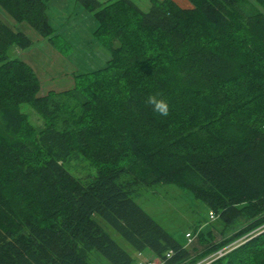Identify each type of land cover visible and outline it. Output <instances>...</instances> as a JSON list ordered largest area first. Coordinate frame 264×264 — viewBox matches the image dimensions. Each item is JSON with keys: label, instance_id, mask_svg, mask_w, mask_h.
Instances as JSON below:
<instances>
[{"label": "trees", "instance_id": "1", "mask_svg": "<svg viewBox=\"0 0 264 264\" xmlns=\"http://www.w3.org/2000/svg\"><path fill=\"white\" fill-rule=\"evenodd\" d=\"M47 1L0 0V9L52 45ZM186 1L192 8L150 0L142 11L132 0H75L110 57L44 95L13 53L33 41L0 19V264H90L91 251L134 264L100 221L160 264H197L240 239L208 264H264V0ZM149 96L167 102L168 116ZM73 153L94 177L64 168ZM162 185L190 192L222 242L194 256L146 214L134 188Z\"/></svg>", "mask_w": 264, "mask_h": 264}, {"label": "rangeland", "instance_id": "2", "mask_svg": "<svg viewBox=\"0 0 264 264\" xmlns=\"http://www.w3.org/2000/svg\"><path fill=\"white\" fill-rule=\"evenodd\" d=\"M98 1L106 2L108 0ZM132 1L142 11H147L150 6V0ZM187 3L189 6L184 8H192L188 1ZM46 13L49 24L54 30V36H56L52 45L47 40L37 36L25 24L16 25L0 9V19L3 23L13 30L24 31L27 29L26 35L33 41V46L30 49L24 51L14 50L13 53L36 73L41 84L42 95L49 91L61 92L72 89L75 75L94 72L103 68L110 57L108 51L94 38L98 23L93 14L77 4L75 0H48L46 2ZM21 111L27 115L33 126L41 127L42 120L30 106L27 104L22 105ZM63 166L72 176L80 180H87L95 175V169L90 166L87 159L78 153H73ZM134 189L139 192V195L135 197V202L181 245L187 243L184 237L185 233L194 234L197 224H201L203 230H206L209 228V224H212H205L202 221L206 220L205 208L193 198L190 192H183L175 187L163 185L151 188L136 186ZM100 223L105 233L133 258L134 264L144 262L145 259L150 257V253L145 252L143 257L140 258L138 253L114 230L104 222L100 221ZM216 224L214 222L209 228L212 233V239L209 243L201 244L196 236L190 245L186 244V247L190 249L194 256H199L208 251L211 245H219L222 242V238L217 232L220 226ZM231 236L232 232L227 234L228 238ZM241 240L237 242L239 243ZM237 242H230L231 244L219 251L227 252L234 248ZM88 261L90 264H110L95 251L90 252Z\"/></svg>", "mask_w": 264, "mask_h": 264}, {"label": "built area", "instance_id": "3", "mask_svg": "<svg viewBox=\"0 0 264 264\" xmlns=\"http://www.w3.org/2000/svg\"><path fill=\"white\" fill-rule=\"evenodd\" d=\"M216 218H217V216L214 213H212V212H209L208 213V220H209V222L215 221ZM196 236H197V234H195V233L194 234L193 233L192 234L191 233H186L185 234V239H186V242H187L186 244L190 245L194 241V239L196 238ZM224 254L225 253H224L223 250L222 251L215 252L214 254H212V255L208 256L207 258H205L204 260H202L199 264H202V263H205L206 264V263L210 262L211 260H213L214 257H221ZM140 264H160V263L158 261L149 260V261L141 262Z\"/></svg>", "mask_w": 264, "mask_h": 264}, {"label": "clouds", "instance_id": "4", "mask_svg": "<svg viewBox=\"0 0 264 264\" xmlns=\"http://www.w3.org/2000/svg\"><path fill=\"white\" fill-rule=\"evenodd\" d=\"M146 103L152 107V110L160 116H168L169 106L166 101L158 100L153 96H149L146 99Z\"/></svg>", "mask_w": 264, "mask_h": 264}, {"label": "crops", "instance_id": "5", "mask_svg": "<svg viewBox=\"0 0 264 264\" xmlns=\"http://www.w3.org/2000/svg\"><path fill=\"white\" fill-rule=\"evenodd\" d=\"M174 2H176L179 6H183V8L184 7H187V6H189V4L187 3V1L186 0H173ZM135 3V2H134ZM150 3V2H149ZM18 26H20V25H18ZM26 31H27V29L26 30H24V31H22L23 33H25L26 34ZM29 37V36H28ZM35 40V39H34ZM203 228L201 227L200 228V230H202ZM186 245V244H185ZM193 254V253H192ZM140 258H142L143 257V255H138ZM147 260H149L148 258L147 259H145L144 261H147ZM143 262V261H142Z\"/></svg>", "mask_w": 264, "mask_h": 264}, {"label": "bare ground", "instance_id": "6", "mask_svg": "<svg viewBox=\"0 0 264 264\" xmlns=\"http://www.w3.org/2000/svg\"><path fill=\"white\" fill-rule=\"evenodd\" d=\"M224 253H226V251H224ZM221 257H222V256H221ZM217 258H220V257H214L213 260H215V259H217ZM213 260H211V261H213ZM211 261H210V262H211Z\"/></svg>", "mask_w": 264, "mask_h": 264}]
</instances>
